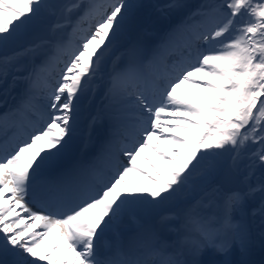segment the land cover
<instances>
[{"label":"snow or ice","instance_id":"6c2138e0","mask_svg":"<svg viewBox=\"0 0 264 264\" xmlns=\"http://www.w3.org/2000/svg\"><path fill=\"white\" fill-rule=\"evenodd\" d=\"M138 7L131 0H0V49L44 13L57 17L52 32L82 33L42 97L30 85L16 108L0 114V264H253V219L264 229V175L248 182L257 164L264 170V0H207L152 48L140 40L121 45L108 90L120 104L111 136L91 159L67 160L79 98L120 50ZM167 7L182 5L173 0ZM46 43L0 56V82ZM162 50H178L180 59L164 74L146 72ZM122 57L127 62L117 70ZM48 70L46 59L25 79L34 83V74ZM185 85L187 94L179 93ZM29 114L34 118L15 119ZM10 127L16 130L9 136ZM226 152L234 166L249 161L245 187L201 189L199 181L216 173ZM181 197L185 207L162 218L179 221L170 227L176 240L153 232L147 252H124L122 232L141 206ZM260 236L264 246V231Z\"/></svg>","mask_w":264,"mask_h":264},{"label":"rangeland","instance_id":"374dc122","mask_svg":"<svg viewBox=\"0 0 264 264\" xmlns=\"http://www.w3.org/2000/svg\"><path fill=\"white\" fill-rule=\"evenodd\" d=\"M56 1H58V0H56ZM146 1H147V3L141 5V7H138L135 10V15H139V14L146 15L147 14L148 19L144 23L153 22L157 18H164V12L156 6V3H158L159 0H146ZM166 1L167 0H164L162 2L160 1V3H163ZM176 1H177V4L182 3L184 6L186 4H189L190 1H192V0H176ZM193 1L196 2V0H193ZM60 2L62 4H64V3L68 2V0H60ZM170 2H172V1L168 0V3H170ZM173 13H175V12H173ZM143 19H144V17L139 18V21H142ZM33 24H36V22H34ZM46 30L50 31V28H46ZM23 36H27L26 32L21 37H23ZM31 40H32V38L29 40L19 38L17 40V43L19 44L20 48L22 49V48H25L27 46V43ZM14 44H15V42L12 45H14ZM15 73H16V71H15ZM187 92H188V89L186 86L185 93H182V94H187ZM152 154H154V153L152 152ZM231 156H232V153L226 152L218 158V169H217L216 173L212 176L207 177L206 179L199 181L201 189H206L208 186H213V185L220 186L225 191L232 190V189H243L245 187V176L248 173L247 165H248L249 161L244 159V160H241L240 162H238V164H236L234 166L233 161L231 159ZM142 161H145V160L142 159ZM262 175H264V170H262L259 167V165L257 164V166L255 168V174H254V176L251 177V179L248 182L252 183V184H256L257 182L260 181ZM196 195H198V193H186V196H188L189 198L192 196H196ZM259 199H260V197L258 194L254 198L253 203L258 204ZM183 200H185V199L183 197H181V198H173V199H171V201L163 202V205H165V209H163L161 211L159 209H156L157 205H159V204H157L155 207V212H156L157 216L161 212H164L165 210L176 211L177 208L181 209L182 206L185 204V202L182 203ZM170 204H172V205H170ZM170 206H172V207H170ZM174 219L175 218H172V220H174ZM258 219L259 218L257 217V223L255 225V229H256V234L258 236H260L258 233V229L261 226H260V220H258ZM170 220L171 219H168L167 221H170ZM263 231H264V229H263ZM260 238H261V236H260ZM260 245L262 246V244H260Z\"/></svg>","mask_w":264,"mask_h":264},{"label":"bare ground","instance_id":"6f19581e","mask_svg":"<svg viewBox=\"0 0 264 264\" xmlns=\"http://www.w3.org/2000/svg\"><path fill=\"white\" fill-rule=\"evenodd\" d=\"M10 73L11 72L9 71V74H8L6 80L3 82L4 84L7 83L6 81L9 79ZM18 89H19L18 90L19 92L20 91H24L23 86L19 87ZM185 89H186V85L185 86H182L180 89H178V92L184 93L185 92ZM6 94L9 96V98H11L12 96L16 95V92H12V90H7L6 91ZM15 119L18 122H23V121L26 120V115L17 116ZM79 120H80V115H76V134H75L74 140L72 142L71 148L69 150L68 157L78 154L79 160H88V159H91L93 156H96V155L93 154V153H91L88 150L89 145H90V139L87 138V140H86V142L84 144H83V141L82 140L87 137V131L88 130H93L97 125H100V123L92 124L86 130V127H84V128H81L80 127L81 126V123L83 124V122L80 123ZM10 129H11V127L8 129V131H10ZM79 146H81V147L78 149ZM97 146H98V148L101 149V146L102 145H100V142L99 141L97 142ZM85 154H90V157L85 158L84 157ZM149 155H151V156H153V158H155L154 154H149ZM142 168L146 169L149 172H152L153 171V169L151 168V166L147 162L143 165ZM133 180L134 181H139L142 184L150 183V182L145 181V180H142V178L136 177V176H133ZM150 212L151 211L149 210V204L148 205L141 206L140 209L138 210V212L136 213V222H132V223H135L136 224L138 222H148V221L152 222V220L149 219L150 218V215H147ZM152 228L153 229L150 232V235L151 236H152V233L155 230V227H152ZM126 235H128V234H126ZM110 237H111V235L109 237H107V239L110 240ZM48 243H49L48 241L45 242V245H44V249L45 250L48 247ZM63 251H64V248L62 246L61 249H60V252H63Z\"/></svg>","mask_w":264,"mask_h":264}]
</instances>
